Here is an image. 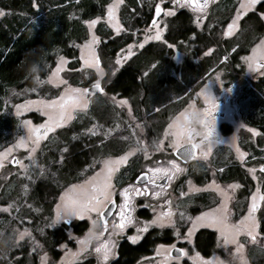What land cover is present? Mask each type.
Masks as SVG:
<instances>
[{
	"label": "rangeland",
	"instance_id": "374dc122",
	"mask_svg": "<svg viewBox=\"0 0 264 264\" xmlns=\"http://www.w3.org/2000/svg\"><path fill=\"white\" fill-rule=\"evenodd\" d=\"M220 1L221 0H207V4L205 7H203L202 11H193L190 6L180 7L178 4L174 5L172 0H145L141 4L140 8H144L146 13H150L149 17L151 19L154 17L155 5L158 3L163 8L161 12L162 15L160 14L161 16L159 19L157 18L158 20L156 19L157 21L155 22V26H153V23H147L143 26L135 28L131 32L134 36V39L123 47L119 48L115 52L114 56L109 57L104 54L102 48V45L105 41H103L95 32L97 24L99 22L106 23L108 27L113 30L115 35H121L128 32L122 20V12L125 5V0H122V2H118V0H111L109 4H117L114 20L110 23L107 18L108 4L104 14L99 17L100 19L91 29V35L98 37V41L91 45V53L89 52V49L85 48L83 50L84 59H81V46L85 45V43L91 39L90 33L84 41L75 44L79 52V67L75 70L70 69L69 63L71 59L65 55L58 54L56 56L55 64L50 68L47 76L44 79H36V83H41V85H50L55 88L58 87L60 92L57 94V96H41L39 92L40 88L38 89L36 86L38 84L30 88H12L10 90L9 96L5 103L7 105L6 107H9L13 115L17 117V124L14 131L9 134L8 140L0 144V154H2L0 155V213L7 214L9 216L10 222L12 221L10 232H8L11 236L12 240L10 242H12L13 247L15 246L14 248L17 251L26 252H18V254H16L17 257H19V255L29 256V264H32V255H37V258H39V263L41 264H84L85 259L88 258V254L93 253L97 256V261L91 264H109V262L116 256V233H119V230L112 234L111 240L109 242L111 251L108 260L104 261L102 253H96L94 251V248L98 244V242L95 240H93L91 244L88 245L87 251L78 253L80 245L77 243V241L82 239L88 231L83 235L77 236L71 232V226L67 225L68 228L66 230L69 231L68 238L72 239L76 244L71 246L65 242L60 243L58 245V249H60L61 256L59 258L53 259L51 256L52 252L47 249L45 242L41 237L44 235L43 230L40 228L37 232H35L33 230L34 225L32 218L25 214V211L27 210V207L30 206V204L27 203V201L24 202V200L28 195L31 184L36 180L38 174L43 172L45 167L42 161L44 159V149L47 148L45 147L46 144L50 142L52 136L57 134L59 130L69 127L77 116L89 113L90 106L95 99V93L89 92L86 94L85 99L88 105L87 108L73 110L71 112V120L61 122L59 127L52 126V130L49 131L47 135H43V128H41L39 132H33L32 134H29L22 122L30 121L31 127L33 128H35L37 125H45L46 122H48V116L45 114L47 110L44 108L43 104L39 102H48L58 99L68 87L81 89L87 88L89 84L82 85V83L93 73L95 79L91 84L95 83L96 80L99 79L100 84L104 89L99 95L106 99L111 106L110 108L111 112L113 113V117L110 118V121L108 122L106 120L98 119L89 120L87 128L83 131L82 135L77 134V137L83 138L84 136L87 137L86 142L87 140L94 142L98 141V137H101V139H106L111 136H118L125 141L127 147L119 154L94 156L92 158L91 163L86 168L84 176L80 180L69 184L56 197V201L53 206V213L51 219H49L50 223L48 227L50 229H55L64 226L63 221L53 223V220L56 216L57 203L60 201L61 195L69 188L70 185L81 184L89 177L94 176L95 173L100 171L104 160H116L118 157L131 153L130 155H127L125 162L119 163L115 166L116 170L111 176L113 194L115 192H120L121 189L127 188L129 185H132V188L129 190L135 189L134 179H130L129 176H124V181L122 182L117 178L121 169L127 166L135 157L139 159V167L137 172H150L149 169H167L168 171L166 174L164 172H150L153 179L160 180L163 179L165 175L171 176L172 179H168L167 181L169 187H166L165 185L147 186L146 188L150 189V195H144L146 199V205L154 206V208H156V213L163 211L161 208L165 206H174L175 208L178 206H183L181 210L178 208L175 210L183 213L185 222L180 227V230L183 234L181 240L188 242V245L185 246L183 256L180 257L178 261L172 259L169 255L170 246L164 245V248H161L158 253L157 248L159 245H157L154 250L155 255L148 258H143L137 264H162V261L165 259H168L169 262H175L176 264H241L238 258L240 254L235 253L236 245L231 243L225 245L223 236L215 226H209L206 223L201 224L199 222L193 226V221H195L196 217L200 216L201 213L214 212L221 207V200L223 197L216 191L215 187H208V185H211L213 181H215V184L225 189L229 184L238 185V187H236L234 190H228L230 196L225 201L227 204L229 224H236L248 214V208L252 202V197L254 194L256 195L257 208L254 213L257 225L256 239H250L245 232H241L236 237V240L240 244L244 245L242 254L244 259L247 261V264H253L248 256V249L250 245L259 246L261 242H264V234L261 233L260 230L262 220L264 219V200H260L259 198L260 196L264 195V172H261L260 170L261 165H264V132H261L258 128L251 126L245 121L240 108V100L241 95L244 92V88H247V86L251 84V81H258L260 78L264 77V67L260 66L264 65V45H261V41L264 40V18H261L260 15L264 12H260L259 14L263 28H259L260 23L258 25L256 23V29L250 27L252 24L251 19L246 21V26L244 28L242 26V20L245 19L250 13L255 11L259 3L253 8L242 9L241 4H246L247 0H234L236 2V6L233 13L230 15L226 23L221 24L216 19H211V16L215 17V14L212 15V13L215 12ZM261 2H264V0H261ZM168 10L173 11L174 15H164V12ZM181 10H187L191 14L193 25H195L201 31L205 30L206 27L207 29H210L217 26L219 31L218 33L223 38L234 37L237 34L242 35L245 31L249 32L246 43L247 52L240 54L238 58L237 66L240 70H242L241 73H236L234 76L223 67L217 68L215 70L213 69L205 76L203 84L197 91H195V93L191 95V97H189L187 103L179 111L167 118L166 124L164 125L161 132L156 134L151 131L150 123L146 113L142 115V119L139 118L135 115L130 98L122 96L120 93H109L107 92L106 87L112 82L121 66L129 62L131 57L140 49H142L139 47L141 42H144V46L150 42L165 43L168 48L173 49L172 59L175 64L180 65L182 62H184L188 52L191 51L186 52L178 50L176 45L173 43L170 44L165 40V34L169 31L172 18L177 12ZM0 12L3 13L1 9ZM238 13L242 14L238 16ZM135 15L137 14L135 13ZM234 19L236 20L235 26L229 30L228 25L231 24ZM117 24L119 25V31H116L114 28V25ZM157 29L161 30V39L145 41V36H155ZM225 31H230V34L225 36ZM191 36V38H194L195 34H192ZM129 45L132 46L131 49H129ZM169 45H172V47H169ZM215 47L216 46L213 45V47L210 46L209 48H206L203 55L212 53ZM254 48L256 49L255 53L253 52ZM209 49H211V51H209ZM61 57L64 58L63 61H61ZM244 58H250L251 62L256 65V71L249 70V61ZM96 59L99 60V68L103 70V76H99L96 68L89 67L86 63V61ZM117 59H120V64L116 63ZM194 59L197 60L198 57H194ZM57 64L60 65L59 69H57ZM54 71L58 72L57 76L52 75ZM172 72L176 73V70ZM180 74L181 73L177 74V77L181 78ZM76 75H78L76 77L78 81L77 85L71 83L70 81V77L73 78ZM61 81L66 83H62ZM206 84H208L209 91L215 97L218 108H214L213 105L206 100L205 95L201 93V89H203ZM227 98H229L228 101ZM121 100H126L127 104H120L119 101ZM29 101L34 103L29 104ZM17 105L23 106L19 110V115H17ZM205 109L208 110L209 114H213L215 111L225 112L226 114L223 118L217 116L213 117L214 119H210L213 127L218 130L220 142L213 143L211 151L205 157L204 152L207 151V142L200 143L202 136H196L194 142L199 144V149L195 157L197 161H195L193 165L187 166L174 155L175 150L169 146L174 140L170 134L171 131H174V129L169 130L168 135L165 134L166 129H168L169 124L179 123L180 125H184L186 122H191V126L197 132L205 134L207 129L193 119V112H199L203 114ZM212 116L213 115H209L206 119L209 120V118ZM222 122H228V124L231 125V133L226 135L224 134V136L221 135L223 133L219 132V124ZM89 129H91L95 134L89 132ZM252 130H254V132ZM37 136H39V140H37ZM21 138H23V140ZM259 141H262L261 154L253 156L252 158L250 149L244 147L243 145H248V147H250L251 142L257 144ZM179 142L181 145L186 144L185 140L183 139H181ZM157 145H159L158 149ZM68 148V146L61 148V156L64 155ZM223 148L226 149L227 154L231 156L232 161L239 163L248 173L252 181V183H249L247 188L250 190L248 194L243 196L241 195V190L243 187L241 182H221L218 179L217 176L219 175V171L221 172L220 168H223V165L219 166L220 168L216 167V160L218 158L219 150H223ZM144 149H147V156L145 155ZM237 149H239L240 152L245 153L243 159L239 158ZM13 157H16L17 161L19 162L16 163V165L11 163ZM206 167L209 170V176L206 175L202 178H209H207L204 183L199 184L195 178L191 176L192 170L200 172V170H206ZM249 169H255V171L250 172ZM253 176H255V179H253ZM117 180L119 182H117ZM18 181L20 185V189L18 188V194H11L8 185L12 184V182ZM190 187L200 190L189 191ZM205 191L209 192L211 196L209 205L206 207L203 205L201 209H197L196 211H193V209L191 210L190 208L195 204L193 202L197 199V195ZM153 192H157L159 195L153 196ZM181 193H184V195H181ZM165 201H168V203L166 204ZM184 211H186V218L184 217ZM156 213H154V215ZM86 216L87 214L84 217ZM78 219L79 218L76 217H69V220L73 222ZM145 224H147L146 220H140L136 226L141 228L144 227ZM168 225L170 224H165L163 227H167ZM201 228H208L216 232L215 249L209 256H205L197 252L193 246L194 236ZM189 229H191L190 233ZM25 230H27V234H25L23 238H20V234L24 233ZM101 239L102 237H100L99 243L108 240L109 235L106 236L104 240ZM253 249H255L254 258L257 261H263L264 249L259 247H255ZM72 254L77 255L73 256ZM8 255L11 254H0V264H15V260L19 259L17 257L8 259Z\"/></svg>",
	"mask_w": 264,
	"mask_h": 264
},
{
	"label": "trees",
	"instance_id": "16d2710c",
	"mask_svg": "<svg viewBox=\"0 0 264 264\" xmlns=\"http://www.w3.org/2000/svg\"><path fill=\"white\" fill-rule=\"evenodd\" d=\"M110 1L35 0L34 7V0H0V9L3 11V15L0 16V144L8 140L9 134L14 131L17 124V117L5 103L10 90L30 88L38 84L36 86L40 88L41 96H57L60 92L58 87L41 85L36 83V79H44L47 76L58 54L71 59L70 69L75 70L79 67V52L75 44L84 41L89 35L85 21L101 17ZM144 1L125 0L122 20L128 30L127 33L115 35L106 23L97 24L95 32L105 41L102 48L106 56H114L119 48L132 41L134 36L131 32L135 28L151 23L150 13L140 8ZM235 6L234 0H221L212 13L215 17L211 16V19H216L221 24L226 23ZM260 12H264V2H260L255 11L242 20V26L245 28L246 21L251 19L250 27L256 29V23L257 25L260 23L259 28H263ZM218 32L217 26L199 30L193 25L191 14L187 10H181L172 18L165 40L176 45L178 50L191 51L188 52L184 62L176 65L172 59L173 49L168 48L165 43L150 42L134 54L129 62L121 66L117 75L106 87L107 92L120 93L130 98L135 115L142 119V115L146 113L151 131L160 133L167 118L187 103L189 97L203 84L205 76L213 69L223 67L234 76L236 73H241L242 70L237 63L239 55L247 52L249 32L224 38ZM192 34H195L194 38H191ZM213 45L216 46L213 52L203 55L206 48ZM174 70L176 73L172 72ZM179 73L181 78L177 77ZM77 76L70 77L71 83L78 84ZM94 79L92 73L82 85H92ZM250 83L241 95V112L248 124L264 132V77ZM99 94L95 93L88 114L77 116L69 127L59 130L50 139V144H46L42 161L44 170L31 184L24 200L30 204L25 214L32 218L35 232L40 228L43 230L44 235L41 237L50 252L58 253V245L67 237L61 228L48 227L56 197L65 187L84 176L94 156L119 154L127 147L125 141L118 136L106 139L98 137V141L94 142L90 140L86 142L87 137L84 136L77 137V134L82 135L87 128L89 120L98 119L108 122L113 117L111 106ZM223 130L226 135L231 133L232 127L229 124ZM64 146L69 148L61 156L60 150ZM243 146L250 149L252 158L261 154L262 141L257 144L251 142L250 147ZM216 163V167L222 165L224 167L221 172L219 171L218 179L221 182L234 180L242 182L245 186L241 190L243 196L244 190L249 183H252L245 169L239 163L232 161L224 148L219 150ZM138 167L139 159L135 157L121 169L117 178L134 177L138 173ZM206 175L209 176L207 167L200 172L192 170L191 174L199 184L209 178H202ZM8 186L11 194H18L19 181L12 182ZM210 197V193L205 191L198 194L194 202L206 207L210 203ZM11 222L7 214L0 213V254L26 253L17 251L10 242ZM83 228L84 225L81 224L77 227L78 230L80 229L79 232ZM260 230L264 234V219ZM263 243L261 242L259 246L250 245L248 249V256L253 264H264V260L257 261L254 258L255 249H253L255 247L264 249ZM215 245V231L208 228L198 230L195 246L203 255L212 254ZM150 247L152 245L148 238L136 246H124L123 257L117 264H129L134 261L135 256L137 258L141 254L150 252ZM14 263L25 264V260L16 259Z\"/></svg>",
	"mask_w": 264,
	"mask_h": 264
},
{
	"label": "snow or ice",
	"instance_id": "6c2138e0",
	"mask_svg": "<svg viewBox=\"0 0 264 264\" xmlns=\"http://www.w3.org/2000/svg\"><path fill=\"white\" fill-rule=\"evenodd\" d=\"M118 2H122V0H118ZM261 0H247L246 4H241L242 9H250L253 8L255 5L260 3ZM172 3L174 5L178 4L180 7H186L190 6L193 11H202L203 7L206 6L207 0H203V4L200 3V0H172ZM33 6L35 7V0L33 3ZM117 7L116 3L109 4L107 6V18L109 22L111 23L114 20L115 16V9ZM155 12L156 15H160L161 13V6L160 4L155 5ZM242 13H238V16ZM0 15H3L2 12H0ZM164 15L171 16L174 15V12L171 10L165 11ZM261 18H264V13H261ZM100 18L97 17L96 19L85 21V23L89 27V33L91 35V29L94 25H96L97 21ZM236 20L234 19L231 24L228 25V29L231 30L235 26ZM153 26H155V21L153 22ZM114 28L116 31H119V25H114ZM160 29L156 30L155 36H145V41L148 40H160ZM230 34V31H225L224 35L228 36ZM98 41V37L95 35H91V39L85 43V45L81 46L82 56L81 59H84L83 57V50L85 48L89 49V52L91 53V45L95 44ZM261 45H264V40L261 41ZM129 49H131V45L128 46ZM139 47H144V42H141ZM169 47H172V45H169ZM211 51V49H209ZM253 52H256V49H253ZM131 54V53H129ZM63 57H61V61H63ZM248 60V68L250 71H256V65H254L250 58H244ZM89 67L96 68L97 73L99 76H103V70L99 68V60H89L86 61ZM117 64H120V59H117ZM261 67H264V65H260ZM155 67V65H153ZM60 68V65L57 64V69ZM35 71V68L33 69ZM53 76H57L58 72L54 71L52 73ZM62 83H66L64 81H61ZM96 90L103 92V88L101 87L99 79L96 80L95 83L92 85V89L89 88H72L68 87L65 89V92L61 94V96L52 101L44 102L41 101L39 103L43 104L44 108L47 110L45 114L48 116V122H46L45 125H37L35 128L31 127L30 121H23V126L28 130L29 134H32L33 132H39L41 128L44 129L43 135H47L49 131L52 130V126L59 127L61 122H66L67 120L72 119L71 112L76 109H84L87 108V101L85 99L86 94H88L90 91ZM201 93L205 95L206 100L213 105L214 108H218V104L216 103L215 97L211 94V92L208 89V84L205 85L203 89H201ZM29 104L34 103L32 101L28 102ZM120 104H127L126 100L119 101ZM21 105H17V115H19V110L21 109ZM209 116L208 110L205 109L203 114L199 112H193V119L199 123L201 126L205 127L207 129V132L205 134H202L200 132H197L192 126L191 122H186L184 125H180L179 123L169 124L168 129H166V135L169 134V130L171 131V135L174 138L173 143L169 146L172 147L176 154L178 156L183 155L185 158L192 157L195 154V150L199 147V144L195 143V137L196 136H202V139L200 143L207 142V151L204 152V156L206 157L208 153L211 151V147L213 143H219L220 141L213 140V129L208 125L207 123V117ZM254 132V130H252ZM89 132H92V134H95L91 129H89ZM23 140V138H21ZM183 139L186 142L187 150H185L183 153H181V148L184 147V145L180 144V140ZM37 140H39V136H37ZM162 143V142H161ZM159 148V145H157V149ZM145 155L147 156V149H144ZM237 152L239 154V158L243 159L245 153H242L237 149ZM131 153L126 154L125 156L118 157L116 160L107 159L103 161V165L99 172L95 173L94 176L89 177L86 181L82 182L81 184H73L70 185L69 188L61 195L60 201L57 203L56 206V216L53 220V223H56L58 221H63L65 224L69 223V217H76L79 219H83L86 214H92L95 213L99 220L102 222V227H98L97 221H92V227L88 229V232L85 234V236L78 240L77 243L80 245V248L78 249L79 252H85L87 251L88 245L93 241H97L98 244L94 248V251L96 253H102L103 260L107 261L111 248L109 247V242L112 237V233H109V239L103 241L102 243H99L100 237L104 236L105 232L107 231V224L108 220L107 217H110L112 215V211L110 210V206H115V200L113 198V184L111 183V176L112 173L116 170L115 166L119 163H123L127 159V155H130ZM2 155V154H0ZM17 163H19L17 161ZM172 163V162H170ZM261 172H264V165H261L260 168ZM150 172L157 173V172H164L167 173V169H149ZM250 172H254L255 169H249ZM142 177H146L147 179L151 180V177H147L146 173H142L141 176L137 177V181H139ZM169 180L172 179L171 176L167 177ZM253 179H255V176H253ZM208 187H215L216 191L223 197L221 200V207L215 210L214 212L210 213H201L200 216L196 217L195 221H193V226L196 225L197 222L201 224H208L209 226H215L217 230L220 232V234L224 238L225 245L227 244H235L236 249L235 253H239V260L241 264H247V261L244 259L242 250L244 245L240 244L236 237L241 233L245 232L247 236L255 240L256 239V220L254 213L257 208V202H256V195L254 194L252 197V202L249 205L248 208V214L242 218V220L238 221L236 224H229L228 223V215H227V204L225 201L229 198L230 193L229 189L234 190L238 185L235 184H229L227 185V188H221L219 185L215 184V181L212 182L211 185H208ZM132 188V185H129L127 188L121 189L119 192V195L123 198V202L120 204V212H117L116 215L120 217V221L118 224L113 225V231L116 232L119 230L120 232L123 231L126 223L131 222V215H130V201L128 198V191ZM200 189H196L193 187H190L189 191H199ZM137 194H141L139 189H137ZM153 196L159 195L157 192L152 193ZM181 195H184V193H181ZM260 200H264V195L259 197ZM167 204L168 201H165ZM6 211V209H5ZM155 211V209H154ZM173 213L170 209H164L163 211L157 212L153 219L148 223L145 224V226L142 229H138V232H146L148 230V227L150 225H157L159 227H163L165 224H173L172 220ZM181 217H183V213H181ZM191 232V229H189V233ZM27 234V230H25L24 233L20 234V238H23V236ZM138 239L137 236L129 237V240L132 243H135ZM171 247H175L174 245ZM161 248H164V245H159L157 248V252L159 253V250ZM177 251L180 254H183V249H177ZM234 253V255H235ZM73 256L77 254H72ZM175 260H179L180 256L174 257Z\"/></svg>",
	"mask_w": 264,
	"mask_h": 264
},
{
	"label": "flooded vegetation",
	"instance_id": "af4514ba",
	"mask_svg": "<svg viewBox=\"0 0 264 264\" xmlns=\"http://www.w3.org/2000/svg\"><path fill=\"white\" fill-rule=\"evenodd\" d=\"M200 3L203 4V0H200ZM162 10H163V8L161 6V12H162ZM179 12H177V13H179ZM155 14H156V12L154 10V17H155ZM160 14L162 15V13H160ZM161 15H159V17ZM159 17H158V19H159ZM153 18L151 19V24H152ZM228 100H229V98H227V101ZM209 115L210 116L213 115L211 118H209V120H207L208 125L213 129L212 139L213 140L218 139L220 141V137L218 135V130L213 127V125L210 122L211 121L210 119H212L213 117H217V116L223 118L226 114H225V112L215 111V113H213V114L211 113ZM227 125H229L228 122L220 123L219 124V132L223 133V131H224L223 129ZM221 135L224 136V133ZM198 149L199 148H197V152H198ZM195 161H197V160L194 158V159L190 160L189 162H183V161H181V162H183V164H185L187 166H190V165H193L195 163ZM223 168H220V169L222 170ZM148 173H149V177H151L150 172H148ZM137 174L130 179H134V181H135V177L137 176ZM164 177H168V176L165 175ZM118 179H120L122 182L124 181V178H122V177H118ZM160 180L152 178L151 180H148L145 183L139 184V183L135 182L134 183L135 189L128 191V198L130 201L131 222L126 223L122 233H120V232L116 233V237H117L116 256L109 262V264H117V262L123 257L122 248L124 246H126V245L136 246L146 238H148L150 244L152 245V247L149 248L150 252L145 253V254H141L137 258L135 256L134 261L130 262L129 264H137L143 258H146V257L148 258L150 256L155 255L154 250H155V247L157 245L170 246L169 255L171 256L172 259H174V257H176L174 254H172V252L173 253H179L177 251V249H183V254H184V249H185V246L188 245V242L181 240V237L183 236V234H182V231L180 230V227L184 224L185 221H184V218L181 217V212H178L175 210L176 208L181 210V208L183 206H181V207L178 206L176 208L174 206L173 207L172 206H165V207L161 208L163 210L164 209H170L172 211V213H173V216H172L173 224H170L167 227H163V228H161L159 226H155V225H150L146 232H138L137 231L138 229L143 228V227L138 228L136 226L138 221L146 220L147 224H148V222L153 219L154 213H156V208H154V206L146 205V199H145L144 195H148V196L150 195V189L146 188V187L147 186H156V185H165L166 187H169V185L167 183L168 178L164 183H159ZM234 181L240 182L239 180H234ZM117 182H119V181L117 180ZM242 185H243V187H242V190H243L245 188V186L243 183H242ZM247 188L243 192L244 195H246L247 192L249 193V190ZM137 189H139L141 194H137ZM113 198L115 200V206L114 207L110 206V210L112 211V215L110 217H107V220H108L107 231L105 232L104 236H102L101 240H104L105 237L108 236L109 233H112V234L115 233L113 231V225L118 224L120 221V217L117 216L116 213L120 212V204L123 202V198L119 195V192H115L113 194ZM193 203H195V204L192 205V207L190 208L191 210L193 209V211L194 210L196 211L197 209H201V207H202L201 204H199L196 201ZM154 209H155V211H154ZM184 217L186 218V211H184ZM92 221H97L98 227H102V222L99 220V218L97 217V215L95 213H92L90 215L87 214V216L84 217L83 219H78L74 222L69 220V223H67V224L64 223V226L60 227L65 232V234L67 235L66 240H64L63 242L68 243L71 246L76 244L72 239L68 238V232L69 231L66 230L68 228L67 225L71 226V228H72L71 232L73 234L80 236V235H83L84 233H86L88 231V229L92 227ZM80 224L84 225V228L81 230V232H79L80 229L79 230L77 229V227ZM64 227H66V228H64ZM197 232H196V234H197ZM196 234L194 236L193 246L197 252L202 254V252L197 249V246H195L196 245ZM132 236L138 237V239L136 240L135 243H132L129 240V237H132ZM63 242H61V243H63ZM173 245L175 246L174 248L171 247ZM57 251H58V253H55V252L51 253V256L53 257V259L59 258L61 256L60 249ZM183 254H181L180 257H182ZM16 257H17V255H8L7 256L8 259L16 258ZM28 257L29 256H27V255H19V257H17V258H19V260H25V264H29L28 263ZM31 258H32V260H31L32 264H41V263H39V258H37V255H32ZM95 261H97V256L93 253H89L88 258L85 259L84 264H91ZM8 264H10V263H8ZM162 264H176V263L175 262H169L168 259H165L162 261Z\"/></svg>",
	"mask_w": 264,
	"mask_h": 264
},
{
	"label": "water",
	"instance_id": "95a60500",
	"mask_svg": "<svg viewBox=\"0 0 264 264\" xmlns=\"http://www.w3.org/2000/svg\"><path fill=\"white\" fill-rule=\"evenodd\" d=\"M159 17V15L157 16L156 14H155V17L153 18V20H152V23L154 22V21H156V19ZM93 85V84H92ZM92 85H89L87 88H89V89H92ZM101 87H102V85H101ZM103 88V87H102ZM104 90V89H103ZM91 93H101L100 91H96V90H92V91H90ZM184 145V147L183 148H181V153H183L185 150H187V145L186 144H183ZM174 155L179 159V160H181V161H183V162H189L190 160H192V159H194L195 157H196V155H197V149L195 150V154H194V156H192V157H188V158H185L183 155H180V156H178L177 154H176V152L174 151ZM11 163L13 164V165H16V163H17V158L16 157H13L12 158V160H11ZM142 173H146L147 174V177H149V173L147 172V171H141V172H139L138 174H137V176L135 177V182L136 183H145L146 181H148L149 179H147L146 177H142L139 181H137V177L138 176H141V174ZM167 180V177H164L163 179H161L160 181H159V183H164L165 181ZM172 254H174L175 256H181V254L180 253H173L172 252Z\"/></svg>",
	"mask_w": 264,
	"mask_h": 264
}]
</instances>
